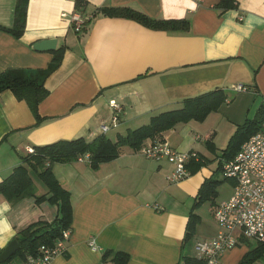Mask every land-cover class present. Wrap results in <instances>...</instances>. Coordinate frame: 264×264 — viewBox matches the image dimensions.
<instances>
[{
    "label": "crops",
    "instance_id": "1",
    "mask_svg": "<svg viewBox=\"0 0 264 264\" xmlns=\"http://www.w3.org/2000/svg\"><path fill=\"white\" fill-rule=\"evenodd\" d=\"M75 1L28 0L17 38L7 31L16 0H0V73L46 68L52 54L34 51L38 41L56 39L55 50L64 47L59 67L45 80L48 95L38 106L39 122L25 101L8 90L0 93V182L21 164L27 147L80 137L91 141L98 135L114 141L117 134L179 108L184 99L223 90L225 102L202 123L178 124L143 143L163 142L196 155L189 167L203 165L189 169L191 175L181 182H167L171 164L129 147L96 170L88 157L52 167L70 193L72 222L66 250L50 264H110L101 260L106 251L128 254L127 264H178L183 255L195 256L196 242L216 234L213 210L230 198L234 182H223L228 188L220 190L221 183L213 203L193 208L197 194L218 168L237 126L253 119L264 101V0H235L236 7L227 10L216 8L220 0H84L87 21L80 33L63 17L75 11ZM101 7L129 8L153 20H187L189 28L167 32L94 15ZM237 85L244 91H235ZM111 101L122 113L116 127L104 133L102 127L111 124ZM34 184L37 194L45 193L38 180ZM204 204L210 206L207 218L200 212ZM191 212L198 223L186 245ZM56 216V206L46 201L24 198L10 204L0 196V251L32 223ZM251 242L242 240L226 251L221 264H238L256 246ZM251 264H264V256Z\"/></svg>",
    "mask_w": 264,
    "mask_h": 264
},
{
    "label": "trees",
    "instance_id": "2",
    "mask_svg": "<svg viewBox=\"0 0 264 264\" xmlns=\"http://www.w3.org/2000/svg\"><path fill=\"white\" fill-rule=\"evenodd\" d=\"M27 3L28 0H16L15 2L13 26L7 31L17 38L24 30ZM86 6V1L76 0L74 12L84 15L83 11ZM235 7V0H220L216 6L220 10ZM97 14L110 18L130 19L153 30L186 32L189 28L187 20H153L129 8L101 7L94 12V15ZM86 21L85 19V25ZM63 52L64 47L51 51V61L44 69H7L3 71L0 73V93L8 90L17 100L25 101L36 121L39 122L41 118L38 113V106L48 95V91L44 86L45 80L59 67ZM225 100L226 95L220 89L184 99L181 101L179 108L153 116L147 125L129 129L122 135L117 134L114 141L105 135H98L91 141L80 137L32 147L33 152L22 156L21 164L0 182V196L10 204L24 198H34L37 204L46 201L56 206L57 216L52 222L38 221L18 232L14 239L19 245V250L7 262L2 264L20 262L25 260L27 255H35L39 247L54 244L61 237L63 231L70 229L72 222L70 193L53 175L52 167L54 164L76 162L82 156L88 155L90 168L96 170L101 164L117 158L122 147H129L134 151H138L146 140L155 141L163 132L174 128L178 124H185L189 121H204L210 113L218 110ZM263 125L264 101L253 119L246 120L242 125L237 126L222 151L220 157L222 161L233 159L241 145L250 136L261 130ZM222 161L214 171L213 176L201 185L197 194L198 201L195 202L193 208L206 201L213 203L217 197L216 188L221 183L229 181L221 176ZM202 165L198 162L193 164V167L188 165V168L195 172ZM35 179L43 185L45 193L37 194L34 184ZM197 223L198 217L191 212L187 223L186 245L193 237L194 227ZM263 256L264 242H257L254 248H249L238 264H251ZM101 260L110 264H127L129 256L123 252L106 251ZM178 264H204V261L195 256L183 255Z\"/></svg>",
    "mask_w": 264,
    "mask_h": 264
},
{
    "label": "built area",
    "instance_id": "3",
    "mask_svg": "<svg viewBox=\"0 0 264 264\" xmlns=\"http://www.w3.org/2000/svg\"><path fill=\"white\" fill-rule=\"evenodd\" d=\"M63 17L68 19L75 33L83 31V15L73 12ZM234 90L242 92L244 87L237 85ZM110 107L111 124L102 127L104 133L116 127L122 113L121 106L115 101L110 102ZM26 151L30 154L33 149L27 147ZM139 152L148 159L157 162L165 160L173 166V170L166 176L169 183L187 179L191 175L188 165L196 158L192 152L175 150L163 142L142 145ZM84 157L88 155L78 160ZM221 176L233 181L234 188L230 198L220 202L213 210V218L218 227L216 234L194 244L195 257L203 260L204 264H221L223 254L242 240L264 242V127L241 145L233 159L223 162ZM69 237L70 229H67L54 244L41 246L35 255H27L25 260L9 264H50L55 256L64 253ZM89 246L95 248L93 242Z\"/></svg>",
    "mask_w": 264,
    "mask_h": 264
},
{
    "label": "water",
    "instance_id": "4",
    "mask_svg": "<svg viewBox=\"0 0 264 264\" xmlns=\"http://www.w3.org/2000/svg\"><path fill=\"white\" fill-rule=\"evenodd\" d=\"M57 44L56 39H47L36 42L32 45L34 51L50 52L55 50ZM19 250V245L14 239L0 252V264L7 262Z\"/></svg>",
    "mask_w": 264,
    "mask_h": 264
},
{
    "label": "rangeland",
    "instance_id": "5",
    "mask_svg": "<svg viewBox=\"0 0 264 264\" xmlns=\"http://www.w3.org/2000/svg\"><path fill=\"white\" fill-rule=\"evenodd\" d=\"M252 117H253V113H252V115H251ZM196 122V121H195ZM197 123H202V122H197ZM210 125H212V126H214V127H216V124L213 122V121H211L210 122ZM264 126V125H263ZM110 134V133H109ZM111 136V135H110ZM111 139H113L112 137H110ZM228 188V184L227 183H222V185L218 188V189H227ZM209 211H210V206H209V204H204L203 206H202V208H201V210H200V212H201V215L203 216V217H208L209 216ZM254 246L255 244H254V242H251V246ZM190 245L188 246V249L186 250V253H190Z\"/></svg>",
    "mask_w": 264,
    "mask_h": 264
}]
</instances>
